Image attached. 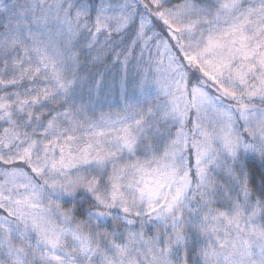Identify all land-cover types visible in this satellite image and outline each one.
Segmentation results:
<instances>
[{
    "label": "snow or ice",
    "instance_id": "1",
    "mask_svg": "<svg viewBox=\"0 0 264 264\" xmlns=\"http://www.w3.org/2000/svg\"><path fill=\"white\" fill-rule=\"evenodd\" d=\"M0 264H264V0H0Z\"/></svg>",
    "mask_w": 264,
    "mask_h": 264
}]
</instances>
